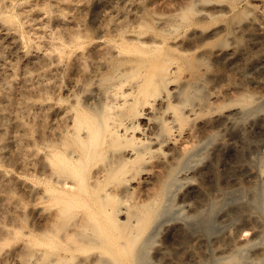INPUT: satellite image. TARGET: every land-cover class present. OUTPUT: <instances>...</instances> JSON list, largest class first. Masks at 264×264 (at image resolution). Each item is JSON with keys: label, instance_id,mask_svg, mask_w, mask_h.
<instances>
[{"label": "bare ground", "instance_id": "obj_1", "mask_svg": "<svg viewBox=\"0 0 264 264\" xmlns=\"http://www.w3.org/2000/svg\"><path fill=\"white\" fill-rule=\"evenodd\" d=\"M222 1L179 0L165 14L143 8L105 28H68L58 47L62 55L52 62L77 75L66 88L71 97H58L65 103L55 109L56 125L44 126L40 148L30 151L39 154L45 183L37 198L52 208L31 215L42 222L37 227L33 217L29 223L24 264H150L152 225L171 204L174 186L187 180L184 171L196 149L215 137L211 129L219 120L255 99L240 95L230 107L216 102L219 65L233 69L257 54L264 57V46L254 51L212 41L240 22L253 39L256 29L264 30V14L248 17L235 0ZM220 15L222 24L203 25ZM2 17L8 31L20 30L12 16ZM229 177L245 188L236 175ZM34 186L28 187L31 201ZM249 212L241 204L239 214L248 218ZM247 244L224 264L264 261V248L250 259L238 254ZM93 246L101 250L84 251ZM166 250L159 249L158 264H190L166 256Z\"/></svg>", "mask_w": 264, "mask_h": 264}, {"label": "rangeland", "instance_id": "obj_2", "mask_svg": "<svg viewBox=\"0 0 264 264\" xmlns=\"http://www.w3.org/2000/svg\"><path fill=\"white\" fill-rule=\"evenodd\" d=\"M177 1L0 0V264L25 263L31 215L40 207L46 212L52 208L46 198H37L45 183L39 154L32 156L30 151L40 148L44 126L56 125L55 109L65 103L58 97L72 94L66 88L77 74L73 68L61 70L52 62L53 56L62 55L58 47L68 39V28H105L121 17L126 22L143 8L165 14ZM234 4L248 10V17L264 14V0H235ZM8 15L17 22L18 32L6 29L8 22L2 16ZM224 19L220 15L203 25L217 26ZM242 23L212 41L247 45L254 51L264 46V30L256 29L253 39L239 29ZM245 64L233 69L219 65L216 102L230 107L240 95L255 99L239 114L219 120L211 129L215 137L196 149L184 171L187 180L174 186L169 209L152 225L146 245L150 264L159 263L161 247L167 249L166 256L188 259L190 264H224L226 256L246 242L250 244L238 254L249 259L264 248V57L257 54ZM233 174L248 189L229 179ZM30 185L37 190L32 201ZM241 204L250 206L248 218L239 214ZM41 222L35 215L33 223L38 227ZM100 250L93 246L84 251Z\"/></svg>", "mask_w": 264, "mask_h": 264}]
</instances>
